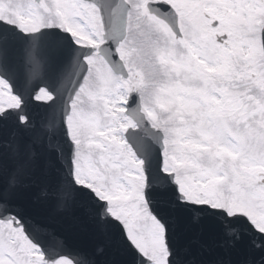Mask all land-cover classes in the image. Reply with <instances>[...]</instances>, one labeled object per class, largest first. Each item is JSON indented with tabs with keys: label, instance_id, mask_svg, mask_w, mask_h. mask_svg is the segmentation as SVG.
Segmentation results:
<instances>
[{
	"label": "rangeland",
	"instance_id": "1",
	"mask_svg": "<svg viewBox=\"0 0 264 264\" xmlns=\"http://www.w3.org/2000/svg\"><path fill=\"white\" fill-rule=\"evenodd\" d=\"M21 1L26 5L28 14L38 20L39 16L34 14L33 11L39 12L42 11V8L36 7L35 9L31 7L30 0ZM135 1L138 10L146 13L147 0ZM171 1L176 3L177 9L183 13L185 20L195 25H202V29H206L212 24L211 20H204L202 10H200L202 8L214 19H222L221 31H226L230 22L234 25L244 22V14L232 11L226 2L220 0H217L214 6L207 4L201 8H198L192 0ZM45 5L56 9L63 7L59 11H53L54 17L60 22L73 23L77 22L76 17L82 18V15L85 16L86 19H83V24L80 27L89 36H84L78 31L79 36L84 38V40L78 39L79 43L82 42L81 44L85 46L95 48L102 44L103 32L101 26L93 24L94 17L91 18L86 8L76 6L78 10L75 11L76 7L71 0H44ZM186 6L188 9L184 8ZM71 8L75 11L74 13H70L73 12ZM50 11V8H47L43 12L46 17L39 12L42 15L40 21L28 23L26 27L31 28L36 25L37 28H40L43 24H56L52 20L47 21V18L51 17L48 15ZM147 19L141 18V20L136 21L134 25L138 24L137 28H133V22L131 23L129 39L121 49V55L125 56L127 60L131 80L124 81L116 78L98 56L88 59L90 71L72 104V112L68 123L76 145L74 162L76 163L75 178L77 183L92 188L97 195L109 201L113 216L123 220L126 225H130L133 237L146 255L153 258L156 261L155 264H166L167 253L159 242V228L155 226L146 212L147 205L143 194L145 176L141 170L142 162L128 148L124 136L129 127H134L132 122L124 115L125 104L132 88L143 91L147 95L145 111L153 124L168 130L165 171L177 175L178 184L181 186L186 199L190 197L197 204L208 203L214 207L220 206L230 214L243 213L250 216V218L254 215L252 207L247 205L246 198H238L233 189L236 187L246 190L243 187V183L246 182L245 178L250 177L252 181L258 176L259 172L264 173V170H261L264 169V122H257V124L256 122L253 124L249 122L252 118L253 121L259 119L257 115L260 112H256V109L250 110L248 113L245 112L243 118L242 116L239 117L238 124L246 126L242 132L235 127L234 118H229L225 122L211 121L214 124L213 126L208 122L201 123L198 127H200L199 133L202 142L198 144L203 145L200 147H198L196 140L191 141L189 139V134H191L189 129L184 131L185 141L181 133H173L169 128L173 121L167 118L166 122L164 112L167 110L166 115L167 113L171 115L181 114L182 112L179 109L174 111L168 110V108H172L174 102H177L179 106L180 104L183 105V99H186L191 103L195 102L199 106L202 116L205 117L207 114L210 117V114L213 113L211 108L209 109L211 99H213L211 94L213 95V93L207 89H198L191 91L187 96V89L181 87L169 89L164 82V69L162 70L163 74L161 73L162 84L160 80L151 81L143 69V61H157L160 66L164 67L169 65L171 70L177 74L179 71H186L194 75L199 73L197 69L200 66L204 75L214 74L220 76L223 71L228 69L226 67L228 51L226 49L218 50L217 44L213 42L202 47L201 45L204 44L202 41L206 38L203 34L200 42L184 45L187 53L186 60L183 62L177 61L178 54L176 53L170 56L161 54V46H158L159 51L157 52V49L155 53L154 46L152 49V46L140 47L139 45H146L147 41L152 40L150 33H153L152 36L156 38L155 41L159 45L163 46L160 41L161 37L167 36L170 46L173 48H178V46L164 26ZM97 20L99 21L98 17ZM147 23L150 24L149 27ZM214 53L222 57V60L217 58L216 60L219 61H213L214 59L208 58L205 66L203 63L201 64L202 58L205 60L207 54L213 55ZM251 60L253 67L249 68V77L252 75L260 77L259 83L252 84L251 82V87L262 88L263 91L260 92V96L263 98L264 65L261 64L258 68L256 60L254 58H251ZM212 63L215 68L210 67ZM226 95L218 93V111L222 110L226 104ZM50 97L44 95L43 100H49ZM255 100L261 102L257 99H254V102ZM238 103L240 104V100ZM18 105L19 100L13 96L11 91L0 85V112ZM262 119L264 121V117ZM166 124L168 126H165ZM177 125L178 121L175 119L174 126ZM200 150L211 156L209 162L212 166L209 168H203L201 164L199 165V159L196 158L195 152ZM221 166L222 168H220ZM250 169L254 170V174ZM236 173L238 176H235ZM255 197L258 200L255 203H258L262 210L260 211V218L258 220L253 219L254 225L258 229L264 230V199H261L260 194L255 195ZM2 229L0 228V264H43L39 251L30 245L22 234L16 231L13 234L18 239L11 238L8 243V240L6 242L2 238ZM18 242L22 244L25 263L21 262L22 252L16 248Z\"/></svg>",
	"mask_w": 264,
	"mask_h": 264
},
{
	"label": "water",
	"instance_id": "2",
	"mask_svg": "<svg viewBox=\"0 0 264 264\" xmlns=\"http://www.w3.org/2000/svg\"><path fill=\"white\" fill-rule=\"evenodd\" d=\"M86 1L95 3L101 10L106 43L99 49L100 54L116 74L128 78L117 47L126 36L129 6L124 0ZM150 10L160 15L152 6ZM168 22L176 31V24ZM21 37L19 49L22 53H16V60L8 63L3 58L9 51L3 49L5 42H0V75L11 83L14 93L24 102L21 112L13 113L9 123L18 122L16 117L23 114L37 127H47L67 159L73 161L74 145L68 136L66 117L70 113V102L88 72L84 58L94 50L77 46L59 29ZM41 88L54 95L51 102L34 100ZM127 108L128 115L139 127L138 130H130L127 139L144 161L146 195V191L151 190L152 178L159 176L158 164L162 162L163 167L164 137L151 127L142 114L138 93L131 94ZM174 178V175H168L169 186L175 184ZM13 179L11 174L5 179L6 196L14 191ZM72 180L73 169L70 164H65L42 174L37 183L28 186L29 193L22 197L26 219L36 221L63 238L64 245L51 247L50 236L33 231L29 224L28 230L34 241L46 254L51 255L55 251L76 264H145V259L127 244L120 225L109 216L107 207L105 209L97 204L98 214L103 219L87 222L84 226L83 220L78 223L79 213L71 202H55L48 198V189H54L61 181L71 186ZM148 199L158 206L157 210L171 229V264H228L229 261L239 264L241 258L246 259L247 264H264V240L251 237L250 225L244 218H229L219 214L220 210L203 205L173 209L166 201ZM238 237H245L246 251L232 247Z\"/></svg>",
	"mask_w": 264,
	"mask_h": 264
},
{
	"label": "snow or ice",
	"instance_id": "3",
	"mask_svg": "<svg viewBox=\"0 0 264 264\" xmlns=\"http://www.w3.org/2000/svg\"><path fill=\"white\" fill-rule=\"evenodd\" d=\"M161 7L171 6L161 5ZM9 25H15L26 33H38L36 25H33L30 29L17 24ZM41 29L43 28L41 27L39 32ZM3 39L4 37H0V42H2ZM36 66L38 67V65ZM0 85L12 90L11 86L3 79H0ZM41 94L47 96L51 95L47 89L41 88L35 99L43 100L44 95ZM13 95L16 94L13 93ZM23 103L24 102L21 99L20 107L15 109L6 108L3 112H0V221H7L8 219L15 217V219L12 220V225L21 229L25 237H27L35 247L39 248L40 253L44 256L45 261H47V264H73V261L70 258L60 255L58 252L54 251L51 255L46 254L44 249L34 241L28 230V225L31 224L33 231L48 234L51 239V247L53 248L62 247L64 245L63 238L48 231L36 221H29L26 219L24 210H22V197L29 193L28 186L37 183L42 174L49 173L55 168H61L65 164H70L73 171H75L76 163L67 159L66 154L59 148V145L55 142V137L50 133L47 127H37L30 123L29 118L23 114H19L16 117L18 122L9 123L12 119L13 113L21 112ZM250 171H253L254 174V170L250 169ZM157 172L159 173V176L152 178L151 190L146 191L144 200L147 205V216L150 217L155 226L159 228V242L163 245L167 253L166 264H171L170 258L172 255L171 248L173 243L171 229L157 210L158 206L152 204L148 198L151 197L152 200L158 199L160 201H166L173 209L194 206L195 202L190 197L187 199L184 198L182 188L179 184L169 186V174L164 172L162 162L158 164ZM9 174L14 177L12 181L14 191L6 196L5 192L7 189L5 179ZM248 180L249 183H251L250 177ZM233 190L237 193L238 198L251 200L255 195L260 194L261 199H264V186L248 190L234 187ZM47 195L49 199L55 202H71L73 208L79 213L78 223L83 220L85 222L84 226L87 225V222L103 219L98 214L97 204L105 209L107 207V202L100 200L92 188L87 187L84 184H77L75 177H73L71 186L61 181L54 189H48ZM219 214L225 216L228 215L223 210H220ZM237 218H239V214ZM244 218L250 225L251 237L253 239L264 240V230L257 229L252 225L251 220L248 219L247 216ZM114 221L120 225L122 235L127 244L135 249L139 255L144 257L145 264H155L132 236L130 225H125L119 219H115V217ZM103 231L105 232V236H107V230L104 229ZM232 247H239L242 251H246L247 241L245 237H238ZM228 264H231V262L229 261ZM239 264H247L246 259L241 258Z\"/></svg>",
	"mask_w": 264,
	"mask_h": 264
},
{
	"label": "flooded vegetation",
	"instance_id": "4",
	"mask_svg": "<svg viewBox=\"0 0 264 264\" xmlns=\"http://www.w3.org/2000/svg\"><path fill=\"white\" fill-rule=\"evenodd\" d=\"M216 1L212 0L210 5L214 6ZM227 5L232 11L244 14L245 22L236 25L230 22L226 31H221V20L213 19L211 27L207 28L203 34L207 37L206 43L209 40L216 41L219 50L226 49L231 67L237 68V71H229L226 76L218 77L213 75L211 77L213 85L215 87L218 84L226 86L229 92L234 93L236 91L237 94H242L243 100L245 99V94L249 92L248 63L252 56L259 59L262 54L263 57L264 0H227ZM24 10L20 6L1 7L0 20L8 24H17L24 27L26 23ZM202 16L205 21L212 19L204 11L202 12ZM179 21L184 36L181 41H185L188 44L201 41V38L199 39L200 33H191V22L184 19L182 12L179 14ZM163 25L167 27L165 24ZM257 61L259 66L260 62L259 60ZM180 74L189 75L190 73L181 71ZM190 77L193 79V76ZM204 83L207 84V78L204 80ZM261 177H263L261 184L264 186V175H261Z\"/></svg>",
	"mask_w": 264,
	"mask_h": 264
}]
</instances>
